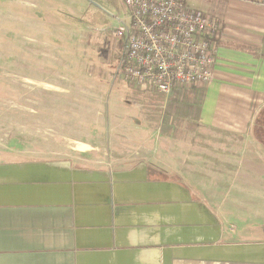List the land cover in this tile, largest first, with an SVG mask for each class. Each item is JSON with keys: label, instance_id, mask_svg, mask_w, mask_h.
<instances>
[{"label": "crops", "instance_id": "0c3cea01", "mask_svg": "<svg viewBox=\"0 0 264 264\" xmlns=\"http://www.w3.org/2000/svg\"><path fill=\"white\" fill-rule=\"evenodd\" d=\"M261 2L188 0L221 23L210 83L165 95L127 82L138 93L178 102L173 105L189 141L177 142V158L163 148L162 161L151 165L148 146L141 145L132 164L96 163L101 144L80 136L70 139L74 151L67 155L0 150V264H264V221L258 225L251 212L239 215L237 206L216 201L214 189L202 182L191 186L177 179L165 162L208 158L215 176L230 178V187L235 182L237 191L258 193L264 202V142L254 133L264 107ZM119 75L124 79L121 70ZM160 109L167 128L166 119L175 114L170 106ZM129 112L109 103L105 110L133 123ZM163 135L170 146L168 131ZM189 169L183 174L207 177L198 166Z\"/></svg>", "mask_w": 264, "mask_h": 264}, {"label": "rangeland", "instance_id": "374dc122", "mask_svg": "<svg viewBox=\"0 0 264 264\" xmlns=\"http://www.w3.org/2000/svg\"><path fill=\"white\" fill-rule=\"evenodd\" d=\"M128 14L123 0H0V150L67 155L74 151L70 139L80 136L96 137L101 144L93 156L96 163L132 164L141 145L148 146L151 165L164 156L163 148L178 157L177 142L189 141L173 105L178 102L138 93L119 75L123 40L115 34L121 19L130 23ZM108 103L128 107L134 122L119 113L107 115ZM148 105L157 109L141 114ZM161 106L175 114L166 119L167 128L162 127ZM163 131H168L170 146L164 145ZM206 159L165 162L177 179L191 186L202 182L214 189L210 195L216 201L237 206L239 215L251 212V220L260 225L264 202L257 200L259 194L237 191L235 182L230 187V178L215 176L214 161ZM190 164L207 177L184 175L192 172Z\"/></svg>", "mask_w": 264, "mask_h": 264}, {"label": "built area", "instance_id": "2783aa9c", "mask_svg": "<svg viewBox=\"0 0 264 264\" xmlns=\"http://www.w3.org/2000/svg\"><path fill=\"white\" fill-rule=\"evenodd\" d=\"M123 1L130 23L121 19L115 36L123 40L120 70L126 81L168 95L213 80L218 18L188 0Z\"/></svg>", "mask_w": 264, "mask_h": 264}, {"label": "trees", "instance_id": "16d2710c", "mask_svg": "<svg viewBox=\"0 0 264 264\" xmlns=\"http://www.w3.org/2000/svg\"><path fill=\"white\" fill-rule=\"evenodd\" d=\"M255 135L264 142V107L257 114L255 125H254Z\"/></svg>", "mask_w": 264, "mask_h": 264}]
</instances>
